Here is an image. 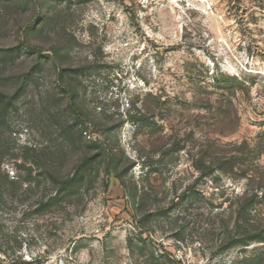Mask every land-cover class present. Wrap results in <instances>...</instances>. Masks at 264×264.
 <instances>
[{
    "label": "rangeland",
    "instance_id": "rangeland-1",
    "mask_svg": "<svg viewBox=\"0 0 264 264\" xmlns=\"http://www.w3.org/2000/svg\"><path fill=\"white\" fill-rule=\"evenodd\" d=\"M262 5L1 4L3 169L29 191L0 208V264H165V253L183 264H264V244L226 245L230 205L238 212L257 186L248 185V155L264 176ZM227 77L230 102L214 87ZM90 138L100 144L89 154ZM205 152L240 165L202 178L195 166ZM84 157L92 164L80 189L36 212L56 189L48 173L64 180Z\"/></svg>",
    "mask_w": 264,
    "mask_h": 264
},
{
    "label": "trees",
    "instance_id": "trees-1",
    "mask_svg": "<svg viewBox=\"0 0 264 264\" xmlns=\"http://www.w3.org/2000/svg\"><path fill=\"white\" fill-rule=\"evenodd\" d=\"M32 1H38V0H32ZM16 3L19 2V0H0V5L10 4V3ZM241 4V2H239ZM260 9L264 10V5L260 6ZM32 22V21H31ZM34 24V21L33 23ZM223 76V75H222ZM228 78V77H227ZM234 81H237L235 78ZM215 84V90L222 91L223 93L219 96L222 98V100L231 101L235 98V91L236 87L233 82H230V79L223 78V80L218 79L214 81ZM68 97L70 100V108L73 110L74 114L76 115V118L79 119L81 117V111L79 107L77 106V103L75 102V97L73 94V91L71 88H67ZM152 96V95H150ZM140 113V112H139ZM140 118H137V116H132V122L134 125L138 128L141 125ZM87 128V127H86ZM73 133H76L75 129L73 130ZM86 133L84 129L80 130V135L83 136V134ZM97 144H100V141L97 139L90 138L88 142L86 143V147L89 150H93L92 147L96 146ZM245 145H248L245 143ZM183 150V148H180ZM179 149V150H180ZM3 154L4 151L2 149L1 139H0V208L6 207L12 202H19V197L25 193V191L29 190H23L24 181L20 180L17 177L11 178L9 173L3 169L4 161H3ZM90 154V153H89ZM204 156L200 158L199 161L196 162V169L201 173L202 178H212L216 175L217 172H224V174L230 173L231 170H234L237 168L238 165L236 163V157H231L230 159L226 161H221L219 159L213 158L208 155L207 152L203 154ZM245 155V152L244 154ZM88 156V155H87ZM86 156V157H87ZM91 158H83L79 163L77 164L76 172L73 176H68L64 180H58L56 175H53L51 172H49L50 185L53 188L52 195L48 199L45 197L41 198L39 203L37 204L36 212H44L48 208H51L52 206H55L58 204L60 196L62 194H69L74 190L80 189V184H82L86 179L85 175L83 174L86 172V170H90V165L92 164ZM210 159V160H207ZM248 162H243V166L246 165L245 174H247L246 178L248 181V185L250 186V183L256 182V189L255 192L253 191L252 196H247L245 199V203L242 207L239 208L238 212L233 210V205H230L229 209L232 211V216H235V220L233 221L234 226L233 229L230 231L231 235L229 234L226 245L236 246V245H243L245 247H249L253 244H264V217H262L261 212L263 211L262 207L264 205V176L259 174L256 169H254V166H251L249 162L250 158L249 155L247 157ZM222 162V163H221ZM221 163V166L219 165ZM218 164V165H216ZM224 168H220V167ZM229 167V169H225L226 167ZM20 167V166H18ZM249 172H252L249 175ZM110 173V171H109ZM32 183L29 184L27 188L31 189ZM251 191H248V194ZM23 196V195H22ZM21 197V196H20ZM11 201V202H10ZM221 205H219L218 208ZM233 220V219H232ZM231 220V221H232ZM264 248V246H262ZM262 250V249H261ZM263 251V250H262ZM167 256V259L164 257ZM158 259H165V264H183L181 261H177L176 259H171L167 253L160 256ZM157 261V260H156Z\"/></svg>",
    "mask_w": 264,
    "mask_h": 264
}]
</instances>
